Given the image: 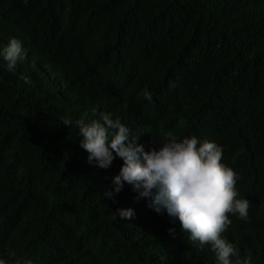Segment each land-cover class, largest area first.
Returning a JSON list of instances; mask_svg holds the SVG:
<instances>
[{"label":"trees","instance_id":"obj_1","mask_svg":"<svg viewBox=\"0 0 264 264\" xmlns=\"http://www.w3.org/2000/svg\"><path fill=\"white\" fill-rule=\"evenodd\" d=\"M12 38L27 59L9 72L0 56V258L218 264L132 185L114 192L121 158L89 163L75 122L95 109L146 151L168 131L222 146L250 201L223 237L264 264V0H0V51Z\"/></svg>","mask_w":264,"mask_h":264},{"label":"clouds","instance_id":"obj_2","mask_svg":"<svg viewBox=\"0 0 264 264\" xmlns=\"http://www.w3.org/2000/svg\"><path fill=\"white\" fill-rule=\"evenodd\" d=\"M0 56L7 61L9 72H15L18 62L27 59L22 41L16 38L3 47ZM20 78L31 84L27 75ZM143 96L152 99L147 87ZM92 116L98 118L75 122L82 137L80 146L89 153V163L100 168H109L117 156L124 161L112 181L115 193L122 191L125 183L132 185L137 199L148 198L154 211L161 215L166 211L170 217L178 218L181 230L189 234V240L199 250L211 245L218 264H251L250 252L241 258L238 248L223 237L232 224L229 214L248 219L250 201L238 198L236 185L242 177L221 162L222 146L207 140L201 142L196 136L180 140L168 131L162 141H157L158 148L154 145L146 151L139 142L144 133L126 126L119 116L113 118L112 113H97L95 109ZM61 119L66 126L73 125L71 119ZM105 195L111 197L113 192ZM118 212L124 218L134 215L131 208ZM169 232L174 235L175 229ZM10 261L33 264L31 259L18 258L14 251L9 252L8 260L0 258V264Z\"/></svg>","mask_w":264,"mask_h":264}]
</instances>
